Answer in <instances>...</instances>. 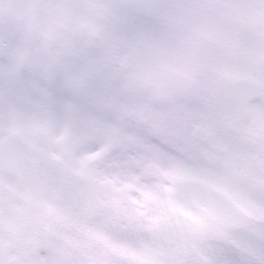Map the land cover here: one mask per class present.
<instances>
[{"label": "clouds", "instance_id": "obj_1", "mask_svg": "<svg viewBox=\"0 0 264 264\" xmlns=\"http://www.w3.org/2000/svg\"><path fill=\"white\" fill-rule=\"evenodd\" d=\"M0 264H264V0H0Z\"/></svg>", "mask_w": 264, "mask_h": 264}]
</instances>
